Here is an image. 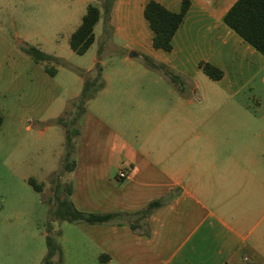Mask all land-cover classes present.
Instances as JSON below:
<instances>
[{
  "label": "crops",
  "instance_id": "0c3cea01",
  "mask_svg": "<svg viewBox=\"0 0 264 264\" xmlns=\"http://www.w3.org/2000/svg\"><path fill=\"white\" fill-rule=\"evenodd\" d=\"M150 1L179 12L184 0H115L106 35L102 16L96 24L92 46L105 41L108 57L100 96L123 67L152 88L164 83L167 96L125 108L88 104L66 176L69 199L84 213H135L174 195L136 231L54 221L59 245L75 250L69 264H264V57L223 22L237 0H187L172 49H155L144 18ZM91 3L101 0H79L74 19L81 23ZM202 63L222 78L210 79ZM222 97L231 105H195Z\"/></svg>",
  "mask_w": 264,
  "mask_h": 264
},
{
  "label": "rangeland",
  "instance_id": "374dc122",
  "mask_svg": "<svg viewBox=\"0 0 264 264\" xmlns=\"http://www.w3.org/2000/svg\"><path fill=\"white\" fill-rule=\"evenodd\" d=\"M81 6L79 0H0V264H42L47 251L56 178L63 175L59 181L68 182L62 171L64 130L49 122L65 116L82 89L79 71H89L98 50L95 44L81 56L70 49V35L80 24L73 16ZM26 46L67 64L36 63L23 51ZM111 64H105L110 74ZM46 67L55 68V76L45 72ZM118 76L111 74V92L100 96V91L88 104L125 108L167 96L164 83L152 88L140 72L123 67ZM248 104L256 105L252 100ZM195 105L231 104L222 97ZM30 178L43 184L41 192L28 183ZM61 251L62 264L77 256L75 250Z\"/></svg>",
  "mask_w": 264,
  "mask_h": 264
},
{
  "label": "trees",
  "instance_id": "16d2710c",
  "mask_svg": "<svg viewBox=\"0 0 264 264\" xmlns=\"http://www.w3.org/2000/svg\"><path fill=\"white\" fill-rule=\"evenodd\" d=\"M115 0H101L100 7L90 4L86 8V12L82 17L80 25L71 34L69 38L70 49L77 55H84L92 46L95 40L94 28L103 17L104 32L106 35L111 10ZM189 8V2H182L179 12H171L157 2L150 1L144 8V18L149 24L152 31V46L155 49L170 51L172 49V39L182 24L185 14ZM223 22L233 30L242 40L253 47L264 57V0H237L228 10L223 18ZM106 42L99 44L96 61L91 70L87 72L79 71L82 77V89L79 95L70 101L69 110H65V116H60L51 120L49 124L57 125L64 130V157H63V173L71 172L75 167V149L76 143L81 136V120L86 111L88 102L93 100L97 94L105 88L102 67V51ZM34 62H56L65 66L67 63L60 58L41 52L35 47L26 46L22 48ZM145 64L156 66L149 58H144ZM203 73L214 81L222 78L223 73L217 67L208 63L200 65ZM50 76H55V68H45ZM173 79L177 77L171 75ZM63 175L56 178L54 190V209L49 213V220L46 227V254L42 260V264H62V251L57 242L58 233L53 230L52 222L65 221L68 223H86V224H121L126 223L131 230L144 229L146 220L158 208L163 206L169 197L158 199L150 202L144 209L135 213H84L77 210L69 199L71 188L67 183L63 185L59 179ZM28 183L35 191L41 192L43 184L36 183L30 178ZM176 193V191H175ZM62 194H65L62 196ZM55 233V235H53ZM56 236V237H55ZM250 264V263H246Z\"/></svg>",
  "mask_w": 264,
  "mask_h": 264
},
{
  "label": "built area",
  "instance_id": "2783aa9c",
  "mask_svg": "<svg viewBox=\"0 0 264 264\" xmlns=\"http://www.w3.org/2000/svg\"><path fill=\"white\" fill-rule=\"evenodd\" d=\"M128 174L129 173L127 171H119L118 177H119V179H125L128 177Z\"/></svg>",
  "mask_w": 264,
  "mask_h": 264
}]
</instances>
